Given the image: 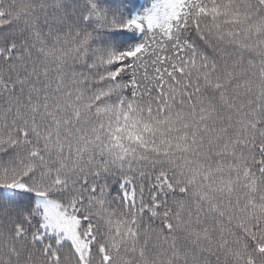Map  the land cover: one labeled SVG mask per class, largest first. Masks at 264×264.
Masks as SVG:
<instances>
[{"label": "snow or ice", "instance_id": "snow-or-ice-1", "mask_svg": "<svg viewBox=\"0 0 264 264\" xmlns=\"http://www.w3.org/2000/svg\"><path fill=\"white\" fill-rule=\"evenodd\" d=\"M0 264H264V0H0Z\"/></svg>", "mask_w": 264, "mask_h": 264}]
</instances>
